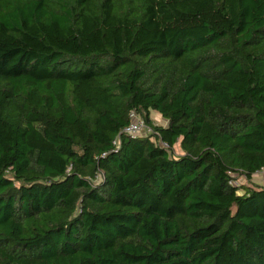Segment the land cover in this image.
Listing matches in <instances>:
<instances>
[{
    "label": "trees",
    "instance_id": "16d2710c",
    "mask_svg": "<svg viewBox=\"0 0 264 264\" xmlns=\"http://www.w3.org/2000/svg\"><path fill=\"white\" fill-rule=\"evenodd\" d=\"M263 169L264 0H0V264H264Z\"/></svg>",
    "mask_w": 264,
    "mask_h": 264
},
{
    "label": "rangeland",
    "instance_id": "374dc122",
    "mask_svg": "<svg viewBox=\"0 0 264 264\" xmlns=\"http://www.w3.org/2000/svg\"><path fill=\"white\" fill-rule=\"evenodd\" d=\"M151 119L153 120V122L157 125H165L166 121L163 120L157 113L155 112H151ZM150 132L149 128H145L143 131H140L138 133H136V136H142V135H146ZM173 151L175 152L176 155H179L182 153L180 146H179V142H177L174 145ZM237 183H244L246 182V180L244 179L243 176L241 177H237L236 179ZM251 183L253 185H263L264 184V170L257 172L255 174H253L252 178H251Z\"/></svg>",
    "mask_w": 264,
    "mask_h": 264
},
{
    "label": "built area",
    "instance_id": "2783aa9c",
    "mask_svg": "<svg viewBox=\"0 0 264 264\" xmlns=\"http://www.w3.org/2000/svg\"><path fill=\"white\" fill-rule=\"evenodd\" d=\"M130 116L132 118V122L130 123L129 126L124 128L123 131L126 132L127 134L136 136V133L143 131L146 128V125H145L143 119L140 116H138L137 114L131 113ZM158 144L161 146L167 147L166 143H164L162 141H159Z\"/></svg>",
    "mask_w": 264,
    "mask_h": 264
}]
</instances>
